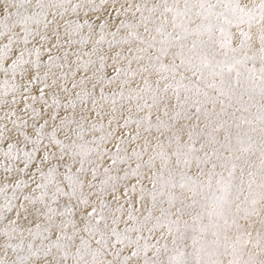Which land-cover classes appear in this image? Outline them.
<instances>
[{
	"label": "snow or ice",
	"instance_id": "snow-or-ice-1",
	"mask_svg": "<svg viewBox=\"0 0 264 264\" xmlns=\"http://www.w3.org/2000/svg\"><path fill=\"white\" fill-rule=\"evenodd\" d=\"M0 264H264V0H0Z\"/></svg>",
	"mask_w": 264,
	"mask_h": 264
}]
</instances>
